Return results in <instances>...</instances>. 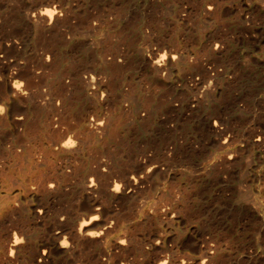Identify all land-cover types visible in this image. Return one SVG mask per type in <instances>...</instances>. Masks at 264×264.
<instances>
[{
    "label": "bare ground",
    "instance_id": "obj_1",
    "mask_svg": "<svg viewBox=\"0 0 264 264\" xmlns=\"http://www.w3.org/2000/svg\"><path fill=\"white\" fill-rule=\"evenodd\" d=\"M0 264H264V0H0Z\"/></svg>",
    "mask_w": 264,
    "mask_h": 264
}]
</instances>
